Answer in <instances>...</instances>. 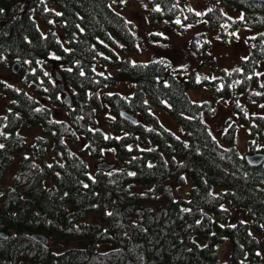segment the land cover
<instances>
[{"label":"trees","instance_id":"obj_1","mask_svg":"<svg viewBox=\"0 0 264 264\" xmlns=\"http://www.w3.org/2000/svg\"><path fill=\"white\" fill-rule=\"evenodd\" d=\"M130 1L173 33L203 23L187 45L209 70L133 60L126 51L142 37L119 11ZM0 9V264H264V158L250 164L238 151L234 122L221 142L207 121L234 96V113L249 123L247 153L264 151V0H208L201 10L192 0H0ZM242 28L256 29L247 53L212 76L210 38L228 43ZM16 60L21 71L7 78ZM191 87L211 88L212 98L193 101ZM158 106L181 134L162 125ZM106 155L112 166L92 171L90 160ZM227 237L225 262L217 244ZM72 239L86 244L62 246Z\"/></svg>","mask_w":264,"mask_h":264},{"label":"rangeland","instance_id":"obj_2","mask_svg":"<svg viewBox=\"0 0 264 264\" xmlns=\"http://www.w3.org/2000/svg\"><path fill=\"white\" fill-rule=\"evenodd\" d=\"M205 3H208V0H192V4L196 9L201 10ZM223 11L230 17H240L242 15L241 10L238 8H234L228 6L226 4H222ZM119 11L136 26L138 34L142 37L139 42V50L138 51H126L127 54L133 60L146 61L152 57H165L170 59L173 64L177 67L183 66H193L199 65L203 70H209V63L206 61L203 64H199L202 57L195 56L192 51L188 48V40L192 35L193 31H201L206 29V26L203 23H198L190 26L187 31L183 34L173 33L172 30L168 28L167 25L162 24L158 25L156 23H151L152 20L148 16H146L145 11L140 7L137 1H130L127 5L119 8ZM37 23L40 27H42V20L38 17H35ZM43 28V27H42ZM256 29L242 28L238 33V37L235 39H231L230 42H222L218 41L215 38L211 37V47L210 50L216 55L217 68L211 69L212 76H216L219 74L220 67H230L239 62L241 56L245 55L248 51V45L245 40V35L254 33ZM149 32L161 33L165 36L161 41H150L147 39L146 34ZM259 69H264V61H261ZM21 69L16 73L6 72L4 73L7 78H14L16 74H19ZM56 73V71H55ZM54 73V74H55ZM17 76H15L16 78ZM117 78L121 81V87L123 90L125 81H123L124 76L117 75ZM61 81V79H60ZM56 83H59V79H56ZM66 88V87H65ZM69 93V90L66 88ZM131 91V89H130ZM129 91V92H130ZM188 95L193 101H204L212 98L213 90L207 87H199L194 88L191 87L188 89ZM61 99L65 97V92L61 91ZM244 98V97H243ZM234 96L232 97H221L220 102L217 105V112L207 117V121L212 130L214 136L222 142L221 135L225 131L227 125L231 122L235 123V131H234V144L237 146L238 151L241 154H246L248 152V124L240 122L237 118L236 114L232 108V101ZM5 102V101H4ZM3 100L0 97V113L4 112L5 105H2ZM156 115L158 116L160 122L165 127L172 129L177 134H181V128L178 121L167 111V109L163 106H158L154 108ZM256 111L264 112V105L261 108H258ZM55 115L58 117H63L64 113L60 109L55 110ZM104 121H101L99 124L102 126ZM34 128H27V132H34ZM22 152L14 153L13 159L8 165L6 172L3 176V183H8L11 179V176L16 172L18 167V161ZM85 156L87 157L86 153ZM89 159V157H88ZM105 160L107 162H111V156L106 155L100 159H91L90 165L92 171L97 168V162ZM190 181H188L186 188L189 187ZM185 187H182L181 190L184 191ZM245 211L244 209H242ZM234 212V211H233ZM239 215L242 216L241 213ZM250 221V220H249ZM251 230H254L253 225H251ZM264 233V226H263ZM258 237H261V234H257ZM85 239H72L68 242H61L62 246H85ZM217 255L218 258L222 261L227 262L229 260L230 255V247L231 243L229 238L227 237L224 241L217 244Z\"/></svg>","mask_w":264,"mask_h":264},{"label":"water","instance_id":"obj_3","mask_svg":"<svg viewBox=\"0 0 264 264\" xmlns=\"http://www.w3.org/2000/svg\"><path fill=\"white\" fill-rule=\"evenodd\" d=\"M20 68H21V64L19 61L16 60V61H13L11 63V69L13 72H18L20 70ZM58 77L60 78L59 74H58ZM59 88L65 92V97L63 99L66 103L69 104L70 103V95H69L68 91L66 90V88L64 87L63 83H59ZM121 113L127 119H129L133 122L137 121V117L132 115L131 113H129L125 110H123ZM245 158L250 164H258L264 158V151L249 152V153L245 154ZM97 166L100 168H103V169H107V168L111 167L112 164L105 161V160H101V161L97 162ZM33 237H35L38 240L44 241V242L48 241V238L43 234H33Z\"/></svg>","mask_w":264,"mask_h":264},{"label":"snow or ice","instance_id":"obj_4","mask_svg":"<svg viewBox=\"0 0 264 264\" xmlns=\"http://www.w3.org/2000/svg\"><path fill=\"white\" fill-rule=\"evenodd\" d=\"M0 11H2V9H0ZM178 22H179V21H178ZM0 147H3V145H0ZM132 175H134V173H133Z\"/></svg>","mask_w":264,"mask_h":264}]
</instances>
